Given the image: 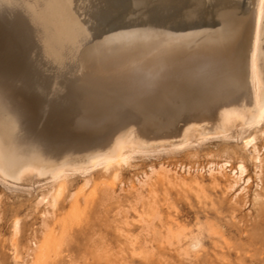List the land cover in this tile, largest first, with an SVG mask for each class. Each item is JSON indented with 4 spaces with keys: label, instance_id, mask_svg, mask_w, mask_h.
<instances>
[{
    "label": "bare ground",
    "instance_id": "bare-ground-1",
    "mask_svg": "<svg viewBox=\"0 0 264 264\" xmlns=\"http://www.w3.org/2000/svg\"><path fill=\"white\" fill-rule=\"evenodd\" d=\"M187 107L196 121L172 140L173 148L188 144L192 129L205 139L233 120L246 127L264 122V0H0L3 182L17 183L29 172L57 181L69 171L107 169L127 157L128 146L148 145L134 127L125 129L128 121L174 117ZM110 139L111 147L86 163H35L62 147ZM244 147L253 149L261 170L255 138ZM246 170L238 165L229 188ZM42 202L50 203L47 195ZM167 227L170 236L179 229ZM201 229L177 233V242L188 237L183 251L204 247Z\"/></svg>",
    "mask_w": 264,
    "mask_h": 264
},
{
    "label": "rangeland",
    "instance_id": "rangeland-1",
    "mask_svg": "<svg viewBox=\"0 0 264 264\" xmlns=\"http://www.w3.org/2000/svg\"><path fill=\"white\" fill-rule=\"evenodd\" d=\"M40 46L50 59L48 46ZM192 114L187 107L174 117L131 119L125 129L134 127L148 145L128 146L127 157L107 169L69 171L57 181L36 172L17 183L0 177V264H264V197H256L264 195V165L259 170L253 149L244 147L247 138H255L264 164V122L246 127L233 120L205 139L192 129L188 144L173 148L172 140L196 121ZM111 141L62 147L34 162L86 163ZM239 164L245 175L229 188ZM42 195L50 203L39 204ZM170 222L179 227L171 236ZM200 228L204 247L186 253L188 237L177 242V233L196 234Z\"/></svg>",
    "mask_w": 264,
    "mask_h": 264
},
{
    "label": "snow or ice",
    "instance_id": "snow-or-ice-1",
    "mask_svg": "<svg viewBox=\"0 0 264 264\" xmlns=\"http://www.w3.org/2000/svg\"><path fill=\"white\" fill-rule=\"evenodd\" d=\"M97 23H98V24H100V23H101V21L97 20Z\"/></svg>",
    "mask_w": 264,
    "mask_h": 264
}]
</instances>
